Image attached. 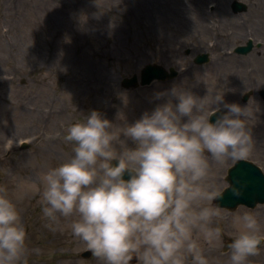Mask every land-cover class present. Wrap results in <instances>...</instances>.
<instances>
[{
  "label": "rangeland",
  "instance_id": "1",
  "mask_svg": "<svg viewBox=\"0 0 264 264\" xmlns=\"http://www.w3.org/2000/svg\"><path fill=\"white\" fill-rule=\"evenodd\" d=\"M234 2L245 10L235 12ZM248 42L247 54L235 53ZM203 54L208 62L196 65ZM147 65L178 73L163 83L122 86ZM181 82L204 97L205 110L222 94L246 106L254 142L243 160L264 174V0H0V186L20 210L28 264H103L92 253L81 257L90 250L71 234V218L49 227L42 213V173L72 154L68 126L93 109L132 123L164 102L157 92ZM233 164L210 160V180L222 191ZM247 209H221L214 220L225 246L232 213ZM253 210L264 222V205ZM225 246L205 245V253L214 264H229ZM250 259L264 264V246Z\"/></svg>",
  "mask_w": 264,
  "mask_h": 264
},
{
  "label": "clouds",
  "instance_id": "2",
  "mask_svg": "<svg viewBox=\"0 0 264 264\" xmlns=\"http://www.w3.org/2000/svg\"><path fill=\"white\" fill-rule=\"evenodd\" d=\"M161 97L132 123L122 113L121 123L95 109L82 115L64 136L72 154L41 175L47 225L71 218L73 237L103 264H131L133 257L139 264H214L205 245L224 249V230L214 223L224 213L213 203L222 189L210 180V160L222 165L249 156V112L223 94L205 110L204 97L186 82L157 92ZM221 103L227 111L210 120ZM238 185L225 187L240 196ZM231 226L229 264H253L264 246L262 218L253 209L237 211ZM26 236L16 201L0 186V264H28Z\"/></svg>",
  "mask_w": 264,
  "mask_h": 264
},
{
  "label": "water",
  "instance_id": "3",
  "mask_svg": "<svg viewBox=\"0 0 264 264\" xmlns=\"http://www.w3.org/2000/svg\"><path fill=\"white\" fill-rule=\"evenodd\" d=\"M232 9L235 12L243 11L245 10V5L234 2L232 4ZM251 48L252 45L249 42L245 47L236 48L235 53L245 55L251 50ZM206 62H208V56L205 54L198 55L194 60L196 65H201ZM176 75L177 73L172 69L167 72L160 66L147 65L141 71L139 83L137 77L133 76L131 79H125L122 82V86L124 88L146 86L153 81L165 82L171 80ZM246 100L247 96L243 98V101ZM222 112H226L224 108H221L220 111L213 114L210 117V120L214 121L216 116L220 115ZM21 148H26V145H23ZM113 163H115V161H113ZM124 178H128L127 171L125 172ZM237 182H239V185H243L240 196L233 195L231 188L227 187L222 192L221 197L214 199V204H217L220 208L230 212L234 211L238 206H245L253 209L256 205H264V174L257 166L245 160L236 161L227 171L226 183L232 185L237 184ZM225 249H227V246H225ZM90 256L91 252H85L81 255L83 258H89ZM137 262L138 260L133 257L131 264H136Z\"/></svg>",
  "mask_w": 264,
  "mask_h": 264
},
{
  "label": "flooded vegetation",
  "instance_id": "4",
  "mask_svg": "<svg viewBox=\"0 0 264 264\" xmlns=\"http://www.w3.org/2000/svg\"><path fill=\"white\" fill-rule=\"evenodd\" d=\"M36 250H38V251L40 250V246H39V245H38V246H36Z\"/></svg>",
  "mask_w": 264,
  "mask_h": 264
},
{
  "label": "bare ground",
  "instance_id": "5",
  "mask_svg": "<svg viewBox=\"0 0 264 264\" xmlns=\"http://www.w3.org/2000/svg\"><path fill=\"white\" fill-rule=\"evenodd\" d=\"M255 31L257 32V31H259V29L258 28H255ZM218 57H220V56H218ZM221 58V57H220Z\"/></svg>",
  "mask_w": 264,
  "mask_h": 264
}]
</instances>
